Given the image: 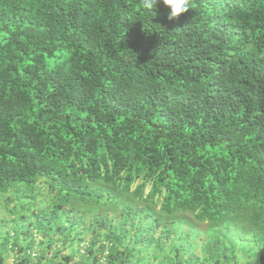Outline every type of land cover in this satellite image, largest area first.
Instances as JSON below:
<instances>
[{
    "label": "trees",
    "instance_id": "trees-1",
    "mask_svg": "<svg viewBox=\"0 0 264 264\" xmlns=\"http://www.w3.org/2000/svg\"><path fill=\"white\" fill-rule=\"evenodd\" d=\"M13 247L264 264V0H0V264Z\"/></svg>",
    "mask_w": 264,
    "mask_h": 264
},
{
    "label": "built area",
    "instance_id": "built-area-1",
    "mask_svg": "<svg viewBox=\"0 0 264 264\" xmlns=\"http://www.w3.org/2000/svg\"><path fill=\"white\" fill-rule=\"evenodd\" d=\"M30 252V255L32 257L35 256V252L34 250L32 251H28ZM20 252L18 251V249L16 247H13V248H9L8 252H7V255H6V261H7V264H18L19 262V256Z\"/></svg>",
    "mask_w": 264,
    "mask_h": 264
},
{
    "label": "rangeland",
    "instance_id": "rangeland-1",
    "mask_svg": "<svg viewBox=\"0 0 264 264\" xmlns=\"http://www.w3.org/2000/svg\"><path fill=\"white\" fill-rule=\"evenodd\" d=\"M206 241H207V237H205V236L202 237L201 236L198 239V242L195 243L194 251L197 252V254H199V256L201 255V253H200L201 245L204 244ZM152 264H161V263L159 262V259L157 257H155V258H152Z\"/></svg>",
    "mask_w": 264,
    "mask_h": 264
}]
</instances>
